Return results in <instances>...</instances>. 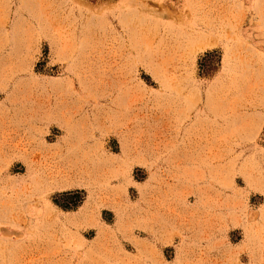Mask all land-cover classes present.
<instances>
[{
	"label": "rangeland",
	"instance_id": "obj_1",
	"mask_svg": "<svg viewBox=\"0 0 264 264\" xmlns=\"http://www.w3.org/2000/svg\"><path fill=\"white\" fill-rule=\"evenodd\" d=\"M191 1L0 0V264H264V132L204 107L223 38L254 67L264 37L248 0H195L199 45Z\"/></svg>",
	"mask_w": 264,
	"mask_h": 264
},
{
	"label": "crops",
	"instance_id": "obj_2",
	"mask_svg": "<svg viewBox=\"0 0 264 264\" xmlns=\"http://www.w3.org/2000/svg\"><path fill=\"white\" fill-rule=\"evenodd\" d=\"M196 1L190 2V7L193 9V24L190 27V35L194 37L195 43L199 45L203 44L206 40V34L209 29L211 30L212 24L208 22V19L204 15L198 13ZM247 9L249 10L250 19L256 23V28L259 29L260 34L264 37V24L262 23L261 17H264V0L263 3L258 7H253L251 0L247 1ZM200 26V28L198 27ZM203 32V35H199ZM206 35V36H205ZM201 36V38H196ZM192 42V41H191ZM223 47L221 70L211 84L206 88L204 95V107L206 120L211 118H219L223 130L234 131L236 126L241 127V136L243 142H252L264 132V49L262 45L251 46L254 52L249 51L248 53L253 54V59L256 63L252 67L245 60L238 59L236 51H239L238 46L235 42H240L239 38L229 40L224 39L221 41ZM233 42V43H232ZM253 42H264L253 41ZM229 43V44H228ZM231 47L230 57L228 63L235 64L234 68H228L223 66L224 54L226 46ZM259 46V47H258ZM250 50V49H248ZM254 76L256 86L252 88H243L235 95L236 97H230L228 99H222L220 105L219 99L215 96L216 90L230 91L234 89H240L242 83L249 82L250 77ZM215 85H212V84ZM225 105H227L226 108ZM204 110V109H203ZM260 149L252 148L246 153V162L244 163V174L247 176L246 181L249 183L252 191H258V172L256 171L254 159L256 157L263 156L261 162H264V145Z\"/></svg>",
	"mask_w": 264,
	"mask_h": 264
},
{
	"label": "trees",
	"instance_id": "obj_3",
	"mask_svg": "<svg viewBox=\"0 0 264 264\" xmlns=\"http://www.w3.org/2000/svg\"><path fill=\"white\" fill-rule=\"evenodd\" d=\"M77 201L70 202L72 205H74L76 202H78V198L76 199Z\"/></svg>",
	"mask_w": 264,
	"mask_h": 264
}]
</instances>
